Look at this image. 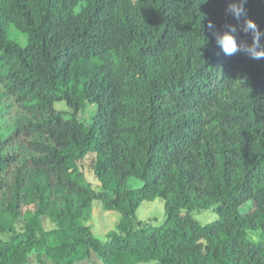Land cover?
Segmentation results:
<instances>
[{
  "label": "trees",
  "instance_id": "obj_1",
  "mask_svg": "<svg viewBox=\"0 0 264 264\" xmlns=\"http://www.w3.org/2000/svg\"><path fill=\"white\" fill-rule=\"evenodd\" d=\"M203 2L0 0V264H264V58L225 55L208 27L250 44L240 29L264 32V0L239 22L238 0ZM92 105L88 126L77 113ZM158 198L162 224L139 222ZM94 201L119 214L105 241L87 225ZM207 210L218 218L192 217Z\"/></svg>",
  "mask_w": 264,
  "mask_h": 264
},
{
  "label": "rangeland",
  "instance_id": "obj_2",
  "mask_svg": "<svg viewBox=\"0 0 264 264\" xmlns=\"http://www.w3.org/2000/svg\"><path fill=\"white\" fill-rule=\"evenodd\" d=\"M84 6V4H80L76 8V12H79L80 9ZM8 38L14 42L19 43L21 46H25L27 44V36L20 33L18 30L15 29L13 25H9L8 29ZM55 109L58 112H62L65 115L71 114V109L67 106L64 101L56 102L54 104ZM97 111V106H87L84 110L77 113V118L84 122L86 125L91 126L93 124V119ZM96 162L95 154H89L84 160L79 162V166L81 172L84 174V177L87 182L92 185H98V180L94 175V165ZM130 188H135L138 186V182L136 180H131L128 183ZM136 217L139 222L142 224H148L151 227H157L165 219V212H164V201L160 198L156 199L153 202L144 201L139 206ZM192 217L201 225H206L218 218L217 214L213 210H207L203 212H194ZM119 220V214L116 212H109L102 208V205L99 201H94L92 203V210L89 222V225L92 229V234L95 238L105 241V235L114 230L117 222ZM25 222L24 220H19L17 223V231L21 232L23 230ZM45 229H50L53 227L52 223L48 219H44L43 221ZM9 233H0V240H7L10 238ZM249 238L254 241H259L260 237L257 234L249 233ZM92 258L84 260V264H101L99 257L96 254H92ZM43 260L47 264H52L46 257H42ZM29 264H37L34 257L31 256L29 258ZM78 264V263H76ZM147 264H158L157 262H150Z\"/></svg>",
  "mask_w": 264,
  "mask_h": 264
},
{
  "label": "clouds",
  "instance_id": "obj_3",
  "mask_svg": "<svg viewBox=\"0 0 264 264\" xmlns=\"http://www.w3.org/2000/svg\"><path fill=\"white\" fill-rule=\"evenodd\" d=\"M207 0H205L206 3ZM246 0H238L236 3H231L228 7V12L231 16L239 22L242 17L247 15L245 9ZM212 31V36L218 47L225 55H233L237 51H242L252 59L264 58V32H261L257 24L251 19H245L241 27V31L246 34H251V43H237L236 32L237 27L232 24H225L222 30H215V25L211 22L208 24Z\"/></svg>",
  "mask_w": 264,
  "mask_h": 264
},
{
  "label": "crops",
  "instance_id": "obj_4",
  "mask_svg": "<svg viewBox=\"0 0 264 264\" xmlns=\"http://www.w3.org/2000/svg\"><path fill=\"white\" fill-rule=\"evenodd\" d=\"M93 254V253H92ZM91 254V258L93 257ZM78 264H84V261L79 262ZM99 264V263H98Z\"/></svg>",
  "mask_w": 264,
  "mask_h": 264
}]
</instances>
